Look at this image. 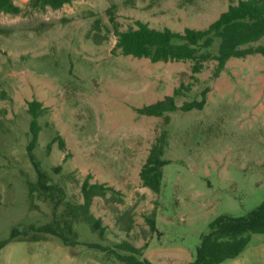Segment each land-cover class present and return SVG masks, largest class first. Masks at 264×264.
<instances>
[{
	"label": "rangeland",
	"instance_id": "rangeland-1",
	"mask_svg": "<svg viewBox=\"0 0 264 264\" xmlns=\"http://www.w3.org/2000/svg\"><path fill=\"white\" fill-rule=\"evenodd\" d=\"M29 1L15 2L20 15L0 13V240L19 231L0 250V264H128L126 242L153 264H188L213 219L245 215L263 201L264 56L232 58L219 75L216 61L194 74L191 61L125 56L108 13L120 31L142 21L184 32L207 29L240 0H74L46 11ZM177 89L169 124L137 112ZM33 100L47 110L29 150ZM193 102L201 108L182 110ZM162 132L168 164L155 193L140 172ZM35 163L64 191L57 209L31 192ZM88 175L120 193L94 198L88 216L99 225L79 209ZM57 220L72 244L39 231L58 230ZM223 264H264V236L253 235Z\"/></svg>",
	"mask_w": 264,
	"mask_h": 264
},
{
	"label": "trees",
	"instance_id": "trees-1",
	"mask_svg": "<svg viewBox=\"0 0 264 264\" xmlns=\"http://www.w3.org/2000/svg\"><path fill=\"white\" fill-rule=\"evenodd\" d=\"M72 1L74 0H30L28 6L34 11H46L48 8L59 10ZM0 13L20 15L24 11L13 0H0ZM108 13L117 37L115 49L120 50L125 56L149 59L152 63L191 61L194 74L201 73L205 63L216 61V75L224 70L232 58L245 59L257 54L264 56V44L256 45L264 38V0H240L237 4L230 5L227 11L223 12L207 29L186 28L184 32L169 28L162 30L151 28L142 21H136V28L120 31L113 10L109 9ZM181 89L175 90L173 95L163 100L137 109V112L142 116L164 118L165 124H169L171 118L168 114L178 109L176 99L181 95ZM201 106L202 103H186L182 110L189 111ZM46 110L47 108L37 100L28 103V113L32 118L30 125L32 141L28 147L29 150H32L38 142L40 132L38 119ZM57 140L60 149L64 151L66 149L64 140L58 136ZM167 145L166 133L162 132L152 146L140 172L143 186L155 193H159L162 188L163 169L168 164L164 159ZM35 166L39 177L38 182L31 185V192L43 195L57 209L64 200V191L58 186L49 184L48 177L39 165ZM91 179L92 177L88 175L82 184L84 203L79 206V209L83 211V214L86 213V220L93 219L95 224L99 225L100 220L88 216L94 198L105 197L109 192L114 195L120 193L104 183H91ZM74 217L78 218V215ZM154 218V215L152 218H147L151 230H155ZM56 223L58 230L40 228L39 231L52 233L66 245L72 244L73 241L61 227L60 220ZM64 223L71 234L72 220H65ZM208 228V233L201 236L195 259L188 264H223L234 260L244 252L253 235L264 236V199L245 215L222 214L216 217L209 223ZM18 234L19 231L15 228L10 238L0 240V250L12 242ZM125 245L130 252V256L126 257L128 264H153L146 258L138 257L142 254L143 248L134 247L127 242Z\"/></svg>",
	"mask_w": 264,
	"mask_h": 264
},
{
	"label": "crops",
	"instance_id": "crops-1",
	"mask_svg": "<svg viewBox=\"0 0 264 264\" xmlns=\"http://www.w3.org/2000/svg\"><path fill=\"white\" fill-rule=\"evenodd\" d=\"M14 1V3L17 1V0H13ZM25 1H27V0H25ZM16 4V3H15Z\"/></svg>",
	"mask_w": 264,
	"mask_h": 264
}]
</instances>
